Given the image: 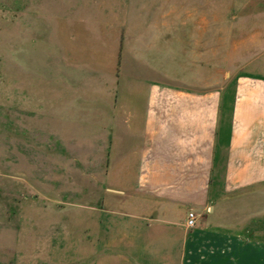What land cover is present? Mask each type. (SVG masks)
Masks as SVG:
<instances>
[{
	"label": "rangeland",
	"instance_id": "374dc122",
	"mask_svg": "<svg viewBox=\"0 0 264 264\" xmlns=\"http://www.w3.org/2000/svg\"><path fill=\"white\" fill-rule=\"evenodd\" d=\"M150 41L155 46L144 48ZM205 50L209 105L219 86V105H227L219 114L228 126L237 85L252 93L264 88V0H0V264H90V214L97 213L90 205H102L107 185L99 126L109 117L142 120L151 82L199 91ZM151 53L158 67L142 68L137 79V61ZM173 69L175 80L167 78ZM61 89L78 93L69 106L76 121L60 130L63 136L52 126ZM30 90L33 104L47 99L49 124L47 131L33 125L32 135L48 140L16 145L25 156L16 160L15 176L7 169L8 137L23 132L13 131L8 110L23 109ZM257 114L248 112L243 124L259 122ZM68 136L73 144L59 143ZM13 180L26 184L17 197ZM233 183L210 210L219 212L220 228L241 234L233 235L241 254L264 250V179Z\"/></svg>",
	"mask_w": 264,
	"mask_h": 264
},
{
	"label": "crops",
	"instance_id": "0c3cea01",
	"mask_svg": "<svg viewBox=\"0 0 264 264\" xmlns=\"http://www.w3.org/2000/svg\"><path fill=\"white\" fill-rule=\"evenodd\" d=\"M143 46L155 44L150 41ZM152 55L143 57L142 65L137 61V79L142 68L154 72L158 67ZM199 59V91L175 87L161 90L160 83L151 82L142 120L113 122L109 117L99 126L104 130L103 141L97 142L104 145L107 185L102 205H90L97 212L90 214L95 240L89 250L90 264H264V250L248 248L241 254L233 236L241 234L220 228L219 212L210 210L219 191L237 186L239 183L233 182L238 179H264V88L252 93L246 83L238 84L229 125L224 126L219 113L227 105H219V86L215 89L216 102L209 105L213 90L208 89L206 50L199 52ZM174 69L168 71L167 78L176 79ZM27 93L23 109L17 112L10 105L8 110L13 131L18 128L23 132L20 136L10 132L8 137L7 169L15 176L19 174L16 160L25 156L16 145L30 142L41 146L48 140L47 134L38 131L32 135L33 125L47 131V99L37 101V106L31 102V90ZM77 96L74 90H58L52 126L61 136L64 127L74 126L76 116L70 114L73 109L69 111V106H74ZM183 96L199 98L193 102ZM37 111L45 114L36 116ZM252 111L258 112L253 117H260L259 122L243 124ZM58 138L61 144H73V136ZM40 146L36 151L41 155ZM222 160L225 183L219 172ZM11 182L13 196L17 197L21 189L25 191L26 184ZM188 211L195 214L193 226L186 224Z\"/></svg>",
	"mask_w": 264,
	"mask_h": 264
},
{
	"label": "built area",
	"instance_id": "2783aa9c",
	"mask_svg": "<svg viewBox=\"0 0 264 264\" xmlns=\"http://www.w3.org/2000/svg\"><path fill=\"white\" fill-rule=\"evenodd\" d=\"M195 222V214L192 211H188L187 213V219H186V224L188 226H193Z\"/></svg>",
	"mask_w": 264,
	"mask_h": 264
}]
</instances>
